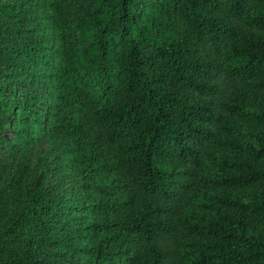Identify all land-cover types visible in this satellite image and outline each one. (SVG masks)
Wrapping results in <instances>:
<instances>
[{"label": "trees", "instance_id": "1", "mask_svg": "<svg viewBox=\"0 0 264 264\" xmlns=\"http://www.w3.org/2000/svg\"><path fill=\"white\" fill-rule=\"evenodd\" d=\"M30 1L37 26L7 42L2 72L19 79L0 87V112L13 94L17 120H36L41 109L11 71L48 62L47 130L69 140L92 215L79 258L264 264V0H93L91 11L85 0ZM65 3L81 41L61 17ZM17 15L0 1V23ZM38 19L50 24L49 41ZM44 196L36 183L23 191L37 224ZM13 232L0 230V256L34 264L27 253L12 258Z\"/></svg>", "mask_w": 264, "mask_h": 264}, {"label": "rangeland", "instance_id": "2", "mask_svg": "<svg viewBox=\"0 0 264 264\" xmlns=\"http://www.w3.org/2000/svg\"><path fill=\"white\" fill-rule=\"evenodd\" d=\"M0 1L15 3L18 10V15L11 22L0 23V87H15L19 75H4L2 72L5 59L13 55L7 42L12 41L22 28H36L35 18L40 10L30 0L26 3L24 0ZM93 2L85 0L84 9L91 11ZM59 12L68 31L81 41L75 7L65 3ZM26 16L30 19L27 24L24 22ZM38 21L37 35L41 38L44 33L49 41L52 38L50 24ZM20 63L28 62L22 58ZM47 63L44 61L35 68L26 65L22 70L11 71L20 72L25 81L17 90L27 92L41 109L35 115L36 120L22 125L15 115L18 106L16 96L11 94L8 98L4 95L2 98L5 103L0 112V230H8L9 226L14 230L9 245L15 261L27 253L34 264H85L78 256L82 245L78 234L83 221H89L92 215L83 207L86 194L84 175L69 140L47 130L52 105ZM256 102L251 97L246 108H257ZM81 158L85 160V156ZM30 183L42 186L45 192L40 204L42 217L44 215L45 218L43 223H34L25 215L22 195ZM208 194H217V191L209 189ZM201 197L199 195L196 200ZM48 215L51 216L50 221H47ZM0 264L10 262L0 256Z\"/></svg>", "mask_w": 264, "mask_h": 264}]
</instances>
